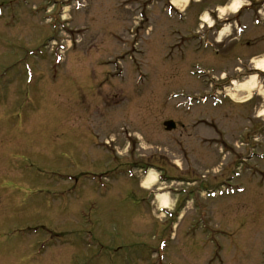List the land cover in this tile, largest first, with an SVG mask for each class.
Listing matches in <instances>:
<instances>
[{
	"label": "rangeland",
	"instance_id": "rangeland-1",
	"mask_svg": "<svg viewBox=\"0 0 264 264\" xmlns=\"http://www.w3.org/2000/svg\"><path fill=\"white\" fill-rule=\"evenodd\" d=\"M234 1L0 0V264H264V77L208 82L264 59Z\"/></svg>",
	"mask_w": 264,
	"mask_h": 264
},
{
	"label": "bare ground",
	"instance_id": "bare-ground-1",
	"mask_svg": "<svg viewBox=\"0 0 264 264\" xmlns=\"http://www.w3.org/2000/svg\"><path fill=\"white\" fill-rule=\"evenodd\" d=\"M238 4V1L235 0L233 3H232V8L234 10H236V8L238 7L237 6ZM206 20V19H205ZM256 67L258 69H261L264 71V59H262L261 61H258L256 63ZM256 87V84H255V76H251L248 80L244 81L243 83H236V90L235 92H241V91H245L247 90L248 92L252 91L254 88ZM231 97H236L233 94H231ZM261 115H264V109L260 112ZM156 177L157 175L155 174H152L150 173L148 178L145 179L144 181V186L147 187L149 186L151 183L153 184L154 182H156ZM158 200L160 201V205L162 208L166 209L168 208V197L166 196V194H160L159 195V198Z\"/></svg>",
	"mask_w": 264,
	"mask_h": 264
},
{
	"label": "flooded vegetation",
	"instance_id": "flooded-vegetation-1",
	"mask_svg": "<svg viewBox=\"0 0 264 264\" xmlns=\"http://www.w3.org/2000/svg\"><path fill=\"white\" fill-rule=\"evenodd\" d=\"M252 73H256V74H258V76H262V77H264V72H262V71H259V70H257V69H251V68H249L248 70H247V73L246 74H248V75H250V74H252ZM223 86V88L222 89H224L226 86H228L227 84L225 85L224 83H221ZM187 97V96H186ZM201 121H203V120H201ZM176 125H179L178 123H176ZM245 135V134H244Z\"/></svg>",
	"mask_w": 264,
	"mask_h": 264
},
{
	"label": "water",
	"instance_id": "water-1",
	"mask_svg": "<svg viewBox=\"0 0 264 264\" xmlns=\"http://www.w3.org/2000/svg\"><path fill=\"white\" fill-rule=\"evenodd\" d=\"M165 126H166L167 130H170V129L174 128L175 124L171 121H168L165 123Z\"/></svg>",
	"mask_w": 264,
	"mask_h": 264
}]
</instances>
